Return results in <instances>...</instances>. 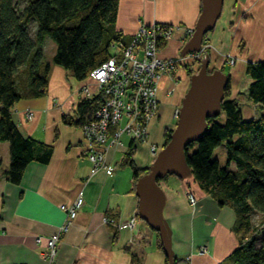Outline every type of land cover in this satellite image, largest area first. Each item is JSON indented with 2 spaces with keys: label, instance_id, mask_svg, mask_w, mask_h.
Here are the masks:
<instances>
[{
  "label": "crops",
  "instance_id": "0c3cea01",
  "mask_svg": "<svg viewBox=\"0 0 264 264\" xmlns=\"http://www.w3.org/2000/svg\"><path fill=\"white\" fill-rule=\"evenodd\" d=\"M201 4V0H120L115 30L123 32L129 42L141 23L179 26L163 51L167 57L176 55L185 29L196 26ZM224 4L216 27L205 37L211 66H225L224 55L231 53L242 60L245 70L247 61L264 59V0H225ZM250 24L253 35L244 30ZM50 65L47 93L19 101L12 113L25 136L53 144L50 161L29 162L22 181L13 184L4 173L11 161L10 144L0 141V264H167L168 256L176 264H218L236 249L240 237L234 231V209L219 205L205 193L190 169L153 180L141 197L149 172L135 181L133 169L122 164L131 144L124 136L123 146L108 152L109 163L118 165L114 172L109 175L101 169L93 174L94 164L82 151V128L65 124L62 117L75 118L78 103L86 98L84 85L94 91L97 86L89 78L79 81L63 67ZM179 81H189L187 70L179 69L175 79L167 77L160 84V113L149 126V142L159 147L164 146L165 131L175 126L174 109L182 103L180 93H168ZM231 90V97L237 98L239 91ZM29 108L34 118H27ZM242 110L247 119L261 112L250 104ZM149 145H135L133 159L139 168L151 167ZM189 192L198 202L194 206ZM79 193L84 199L82 208L50 261L42 256L44 246L35 239L60 229L66 219L61 205L73 202ZM105 216L122 224L132 217L137 222L133 229L116 227L105 223ZM161 235L168 245L166 253L159 248Z\"/></svg>",
  "mask_w": 264,
  "mask_h": 264
},
{
  "label": "trees",
  "instance_id": "16d2710c",
  "mask_svg": "<svg viewBox=\"0 0 264 264\" xmlns=\"http://www.w3.org/2000/svg\"><path fill=\"white\" fill-rule=\"evenodd\" d=\"M119 1L24 0L21 5L20 0H0V141L10 144L11 161L4 173L13 184L22 181L29 162L47 163L54 152L53 144L21 132L13 120V107L19 101L47 93L51 62L82 81L113 55L112 44L127 45L123 32L115 30ZM46 37L56 44L51 62L45 59ZM244 46L241 41L240 47ZM245 73L250 78L247 97L260 105L259 115L249 119L243 115L242 104L231 97V75H226L228 83L219 111L208 115L202 137L184 152L185 163L200 188L219 205H231L237 215L234 231L240 237L239 243L218 264H264V222L258 227L252 220V213H259L264 221V59L247 61ZM104 99L102 93L82 99L76 117L64 115L63 122L82 127L93 119ZM221 113L226 115L223 122L219 121ZM171 133L172 129L165 131L164 145ZM221 146L227 159L224 164L213 158ZM135 150L131 142L122 164L133 169L137 181L140 174L150 173L151 167L135 164ZM164 176H156L155 180ZM158 244L166 253L162 235ZM166 263L176 264L169 256Z\"/></svg>",
  "mask_w": 264,
  "mask_h": 264
},
{
  "label": "built area",
  "instance_id": "2783aa9c",
  "mask_svg": "<svg viewBox=\"0 0 264 264\" xmlns=\"http://www.w3.org/2000/svg\"><path fill=\"white\" fill-rule=\"evenodd\" d=\"M180 28L160 22L141 23L127 45L112 44L113 55L90 72L88 78L97 86L96 90L84 85L82 92L88 98L98 93H102L105 98L95 111L93 119L81 127L85 141L82 151L94 164L93 174L101 169L109 175L114 172L118 165L109 163L108 152L113 147L123 146L124 136L135 145L149 143L150 155L152 158L158 157V145L149 142V126L160 113V84L164 78L175 79L176 76L173 75L177 74L181 64L188 66L203 51L206 52V45H203L199 52L185 55L178 53L168 57L163 55L164 49L175 36L174 33ZM193 31L194 28L185 29L181 44ZM228 58L226 63L236 62L233 57ZM172 91L173 89H169L168 93ZM179 112L178 106L174 109V117L177 118ZM26 116L28 119L34 118V111L27 109ZM188 198L191 204L198 203L192 192L188 193ZM83 202V195L79 193L73 202L62 204L66 219L60 229L51 236L36 237L37 245L44 246V251L41 252L44 258L50 261L55 259L62 236L69 230ZM103 219L105 223L116 227L127 226L131 229L135 228L137 222L136 217L123 224L115 218L105 216Z\"/></svg>",
  "mask_w": 264,
  "mask_h": 264
},
{
  "label": "water",
  "instance_id": "95a60500",
  "mask_svg": "<svg viewBox=\"0 0 264 264\" xmlns=\"http://www.w3.org/2000/svg\"><path fill=\"white\" fill-rule=\"evenodd\" d=\"M224 1L201 0V11L196 26L191 37L180 48L181 54L199 52L202 49L206 35L216 27L218 19L222 16ZM210 62L211 59L206 54L200 70L191 75L190 86L182 99L180 114L172 129L170 140L162 146L158 157L151 165L150 178L141 187V197L156 176L177 172L180 165L185 163L186 148L202 137L208 115H214L219 111L228 79L222 70L212 71ZM164 242L167 248L165 239Z\"/></svg>",
  "mask_w": 264,
  "mask_h": 264
},
{
  "label": "rangeland",
  "instance_id": "374dc122",
  "mask_svg": "<svg viewBox=\"0 0 264 264\" xmlns=\"http://www.w3.org/2000/svg\"><path fill=\"white\" fill-rule=\"evenodd\" d=\"M21 2V5H23L24 4V0H20ZM175 26V25H174ZM176 27H178V26H176ZM253 25L252 24H250V25H248V28H245L244 30L245 31H247L248 33H249V35H253ZM194 28V27H193ZM176 33V32H175ZM175 33H174V35H175ZM191 37V36H190ZM190 37H188V38H186L185 40H184V42L182 43V44H180L181 46L180 47H182L184 44H185V42L190 38ZM181 42V41H180ZM241 43V42H240ZM203 45H205V40H204V42H203ZM55 47H56V44H55V42H54V40H52L50 37H46V41H45V43H44V51H46L45 52V59L47 60V61H50V58H51V56H52V53L53 52H55L54 50H55ZM241 48V47H240ZM206 54H208L209 55V57H210V54L208 53V51L206 50V52H202L198 57H197V59H194V60H192L191 61V64H188V66L187 65H184V64H181L180 66H179V69H183V70H189L188 72V78H189V81H187V82H183V81H179L178 83H177V86H176V88H175V90H180L181 91V95H182V97L184 96V94L186 93V92H188L187 90H188V88H189V86H190V78H191V75L192 74H194V73H196L198 70H200V67L202 66V60H203V58H204V56L206 55ZM229 55V56H228ZM228 57H230V58H234L237 62H235L234 64H231V62L230 63H226V65L224 66V69H223V73L225 74V75H233V78H234V82L231 80V89H232V87H234L235 89H237L239 92H237L238 94L236 95L237 96V98H238V100H239V102L242 104L241 105V107H245V106H247V104H250V105H252V107H253V109L257 112V110H259L260 108H259V106H257V105H255V104H253V103H251L250 101H249V99H248V97H247V95H248V85L250 84L249 82H250V78H249V76L245 73V70L243 69V63H242V60H240L239 58L237 59V57H235L233 54H231V53H227L226 55H224V60H226V61H228L227 59H229ZM210 59L212 60V58L210 57ZM191 65V66H190ZM212 64H211V62H210V68L211 69H213V70H216L217 68H213L212 66H211ZM192 67V68H191ZM191 68V69H190ZM178 69V70H179ZM219 69V68H218ZM173 76H176V75H173ZM236 91V90H235ZM172 93V92H171ZM170 93V94H171ZM161 103V102H160ZM246 104V105H245ZM179 107H181V104L179 105ZM176 108V107H175ZM225 116L226 115H224L223 113H221V115H220V117H219V121L220 122H223L224 121V119H225ZM178 118V117H177ZM177 118H176V116H175V120L177 121ZM176 121H175V124H176ZM175 127V126H174ZM173 127V128H174ZM150 135V134H149ZM158 153L161 151V149H162V147H159V145H158ZM196 147H194V148H192L191 149V152L195 149ZM225 148L223 147V146H221V147H219V149H216L215 151H214V154H213V158H218V159H220L219 161L221 162V164H224L225 163V160H227L226 159V154H225V150H224ZM152 156V155H151ZM154 160H155V158H152V164H153V162H154ZM151 164V165H152ZM128 171L130 170V168H126ZM184 169H189V166L186 164V163H182L181 165H180V167H179V169L177 170L178 172H182V171H184ZM191 205H193V204H191ZM194 206V205H193ZM252 220H253V224L255 225V226H258V227H262V225H263V216L261 215V214H259V213H252Z\"/></svg>",
  "mask_w": 264,
  "mask_h": 264
},
{
  "label": "flooded vegetation",
  "instance_id": "af4514ba",
  "mask_svg": "<svg viewBox=\"0 0 264 264\" xmlns=\"http://www.w3.org/2000/svg\"><path fill=\"white\" fill-rule=\"evenodd\" d=\"M181 48V47H180ZM176 93L178 94V93H181V91L179 90H175V89H173V91H172V93L171 94H173V95H176ZM185 95V94H184ZM181 97H182V95H181ZM184 97V96H183ZM183 99V98H182Z\"/></svg>",
  "mask_w": 264,
  "mask_h": 264
}]
</instances>
